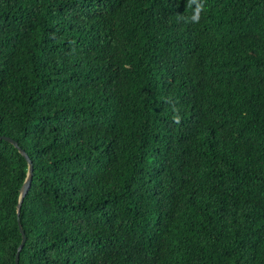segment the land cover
Wrapping results in <instances>:
<instances>
[{
    "label": "trees",
    "instance_id": "16d2710c",
    "mask_svg": "<svg viewBox=\"0 0 264 264\" xmlns=\"http://www.w3.org/2000/svg\"><path fill=\"white\" fill-rule=\"evenodd\" d=\"M1 136L18 264H264V0H0Z\"/></svg>",
    "mask_w": 264,
    "mask_h": 264
},
{
    "label": "water",
    "instance_id": "95a60500",
    "mask_svg": "<svg viewBox=\"0 0 264 264\" xmlns=\"http://www.w3.org/2000/svg\"><path fill=\"white\" fill-rule=\"evenodd\" d=\"M0 139L7 141L8 143H10L11 145H13V147H15L17 149V151L20 153V155L26 160L27 162V173H26V177L25 180L22 184V187L19 191V198H18V204H17V217L19 216L20 213V207H21V203L22 200L24 198V196L26 195V193L28 192V189L30 187L31 184V180H32V176H33V165L31 160L29 159V157L27 156V154L24 152V150H22L16 141L12 140L11 138L8 137H3L1 136ZM17 222H18V227L20 230V234H21V242L17 248L16 254H15V264H18L19 262V252L22 250L25 240H26V236L25 233L22 229V226L20 224V220L19 217L17 218Z\"/></svg>",
    "mask_w": 264,
    "mask_h": 264
}]
</instances>
